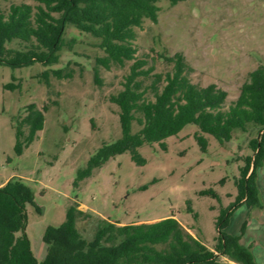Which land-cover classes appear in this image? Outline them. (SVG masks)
Segmentation results:
<instances>
[{"label": "rangeland", "instance_id": "rangeland-1", "mask_svg": "<svg viewBox=\"0 0 264 264\" xmlns=\"http://www.w3.org/2000/svg\"><path fill=\"white\" fill-rule=\"evenodd\" d=\"M12 1L0 0L5 9ZM36 4V0H25ZM155 22L145 19L136 28V58L156 73L171 70L160 56L180 53L186 74L198 86L214 83L226 92L223 106L235 101L249 72L264 64V0H159ZM74 38V39H73ZM57 62L13 68L0 63V183L14 176L30 185L34 202L27 204L26 233L38 261L49 251L42 236L48 225L59 226L69 205L89 216L76 222L81 236L90 241L102 220L117 224L153 222L173 215L187 230L212 248L218 220L228 216L222 231L238 235L255 264H264V162L256 169L258 190L254 205L236 203L235 179L243 157L253 154L249 141L258 128L236 130L219 142L186 124L160 142L137 148L140 162L129 151L111 157L89 176L76 181L77 171L104 143L121 134L119 108L111 94L122 88L132 61L110 69L99 68L95 57L103 52L97 40L66 26ZM62 70V77L53 74ZM48 73V77L42 75ZM152 97V93L148 92ZM29 104L43 110V128L36 139L17 154L14 118ZM140 126L132 121L131 130ZM197 135L207 139L204 149ZM54 251L59 249L55 247ZM218 263L233 264L216 253Z\"/></svg>", "mask_w": 264, "mask_h": 264}, {"label": "trees", "instance_id": "trees-1", "mask_svg": "<svg viewBox=\"0 0 264 264\" xmlns=\"http://www.w3.org/2000/svg\"><path fill=\"white\" fill-rule=\"evenodd\" d=\"M36 1H12L7 8L0 7V63L17 68L57 62L68 25L98 41L96 46L103 54L94 60L96 82L100 83L99 68L110 69L132 61L122 88L109 97L119 108L122 134L113 142L102 144L89 157L77 171L76 181L121 152L129 151L140 162L138 147L153 142L163 146V139L188 123L221 143L229 141L234 131H246L252 125L259 134L249 141L253 154L243 157L244 164L235 179V202L247 206L256 203V169L264 162V64L249 72L248 79L239 87L237 99L225 108L226 92L214 83H192L180 53L161 55L172 68L156 73L147 83L154 68L146 67V60L135 56V29L145 19L157 20L159 0ZM169 1L175 4L182 0ZM53 74L58 78L63 75L61 69ZM42 75L48 77L47 72ZM43 110L29 104L23 115L14 118L17 154H22L43 128ZM132 121L140 126L134 133ZM196 137L204 149L207 139L203 135ZM33 202V190L21 177L14 176L0 186V264H216V253L233 264H255L250 251L239 243L240 236L222 231L228 216L223 220V216L219 217V235L212 248L193 236L173 215L140 223L102 220L93 238L86 241L76 222L89 214L77 205L67 207L65 220L59 226L45 228L42 239L49 251L38 261L26 233V207ZM55 247L59 250L54 251Z\"/></svg>", "mask_w": 264, "mask_h": 264}, {"label": "crops", "instance_id": "crops-1", "mask_svg": "<svg viewBox=\"0 0 264 264\" xmlns=\"http://www.w3.org/2000/svg\"><path fill=\"white\" fill-rule=\"evenodd\" d=\"M8 180L4 181L3 183H0V186L4 185Z\"/></svg>", "mask_w": 264, "mask_h": 264}]
</instances>
